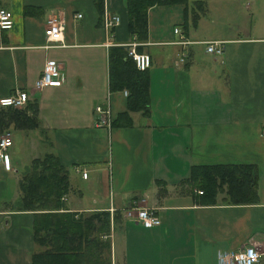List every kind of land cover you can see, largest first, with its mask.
Instances as JSON below:
<instances>
[{
  "label": "crops",
  "instance_id": "0c3cea01",
  "mask_svg": "<svg viewBox=\"0 0 264 264\" xmlns=\"http://www.w3.org/2000/svg\"><path fill=\"white\" fill-rule=\"evenodd\" d=\"M240 1L233 13L227 0L148 8L147 39L138 42L151 59L143 110L128 107L126 88L109 86L110 48L137 42L125 0H103V11L121 18L109 29L96 0H0L13 20L0 30V98L25 91L22 109L33 104L36 112L34 127L10 124L2 133L12 145L10 169L0 166V264H31L44 249L33 240L35 213L17 210L19 180L36 156L25 161L11 147L26 139L42 142L38 158L52 154L68 172L58 212L109 213L111 264H221L225 251L249 244L264 251V23L254 13L246 23L249 5ZM50 16L64 24L53 46L44 35ZM180 35L187 44L176 43ZM212 40L223 43V54L206 52ZM47 60L59 64L62 82L37 90ZM107 103L109 127L94 110ZM229 165L251 167L254 201L231 203L226 187L203 201L192 168ZM131 207L156 209L161 224L141 225L127 214Z\"/></svg>",
  "mask_w": 264,
  "mask_h": 264
},
{
  "label": "trees",
  "instance_id": "16d2710c",
  "mask_svg": "<svg viewBox=\"0 0 264 264\" xmlns=\"http://www.w3.org/2000/svg\"><path fill=\"white\" fill-rule=\"evenodd\" d=\"M160 0H125L128 32L135 41L147 39V10ZM184 1V0H171ZM99 17L103 0H96ZM140 46H137L139 50ZM110 90H128V107L147 110L148 68L138 70L123 46L109 50ZM35 106H0V134L10 124L30 129L36 125ZM250 166H197L190 180L202 189L203 201L214 202L217 191L226 187L229 201L250 203L255 199L254 178ZM19 209L35 213L33 240L44 249L31 256V264H111L110 216L108 212L75 215L58 212L61 198L69 190L68 172L52 154L36 158L26 166L19 180ZM264 264V257L259 263Z\"/></svg>",
  "mask_w": 264,
  "mask_h": 264
},
{
  "label": "built area",
  "instance_id": "2783aa9c",
  "mask_svg": "<svg viewBox=\"0 0 264 264\" xmlns=\"http://www.w3.org/2000/svg\"><path fill=\"white\" fill-rule=\"evenodd\" d=\"M75 17L81 18V14ZM120 15L112 13L105 7L103 11V23L106 29L119 25ZM13 25L12 13L5 8L0 7V30L10 29ZM64 24L61 19L55 16H50L46 20L44 28V35L47 46L53 42L61 41ZM175 33H180L178 28H174ZM178 44H187L188 42L180 35V39L176 42ZM206 52L221 55L223 54V43L221 41H206ZM126 48L127 56L130 57L138 70H145L151 64L150 56L145 52H139L137 46L142 43L131 42L116 44ZM56 46V45H54ZM184 57V56H183ZM60 66L55 60H47L40 76L35 80L34 87L37 90H42L45 87H53L61 85ZM124 95H128V91H123ZM29 96L25 91L16 90L14 94L1 97V107L22 108L28 102ZM97 114L99 125L110 126L111 123V109L109 103L105 105H97L94 108ZM12 145V137L10 133L6 132L0 135V166L10 169L8 149ZM82 176L86 178L87 173L82 171ZM198 193H201L199 191ZM128 215H135L138 222L145 227H153L161 224V217L156 209L146 207H131L127 213ZM264 257V251L259 249L254 244H249L239 251H225L221 254V264H257Z\"/></svg>",
  "mask_w": 264,
  "mask_h": 264
},
{
  "label": "rangeland",
  "instance_id": "374dc122",
  "mask_svg": "<svg viewBox=\"0 0 264 264\" xmlns=\"http://www.w3.org/2000/svg\"><path fill=\"white\" fill-rule=\"evenodd\" d=\"M228 1V9L230 10V12L233 13V11L235 12L237 9L238 10H242L243 8L242 7H238V1H235V0H227ZM245 2H247V5H249V9H248V13L249 14H246V17L248 19L246 20V23H248V20L249 22L252 21V17H251V13L254 15L257 14V20L260 19V23H264V0H241L239 2V4L242 3V5H245ZM238 7V8H237ZM235 9V10H233ZM234 16H232V20L231 22L234 24L236 21L234 20L233 18ZM263 17V20L261 19ZM133 39H135V37L133 36ZM20 109V108H19ZM30 140H17L15 141L14 140V143H13V146L11 147V149H13L14 151H16V155L17 157H19L20 159H23L25 161H28L30 162L29 158H33L34 155L36 156V158H38V155L41 156L42 154V149L45 145L41 142H38V144H30ZM32 143V142H31ZM44 145V146H43ZM27 162V164H28ZM87 193V192H86ZM88 196V195H87ZM86 199H88V197H86Z\"/></svg>",
  "mask_w": 264,
  "mask_h": 264
}]
</instances>
